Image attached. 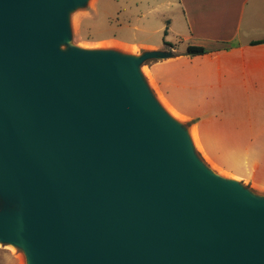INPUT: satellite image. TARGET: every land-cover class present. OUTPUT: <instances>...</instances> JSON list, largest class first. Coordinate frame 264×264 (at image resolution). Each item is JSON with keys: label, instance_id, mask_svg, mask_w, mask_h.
Wrapping results in <instances>:
<instances>
[{"label": "water", "instance_id": "water-1", "mask_svg": "<svg viewBox=\"0 0 264 264\" xmlns=\"http://www.w3.org/2000/svg\"><path fill=\"white\" fill-rule=\"evenodd\" d=\"M90 0H0V244L26 264H264V193L205 162L143 65L73 43Z\"/></svg>", "mask_w": 264, "mask_h": 264}, {"label": "crops", "instance_id": "crops-1", "mask_svg": "<svg viewBox=\"0 0 264 264\" xmlns=\"http://www.w3.org/2000/svg\"><path fill=\"white\" fill-rule=\"evenodd\" d=\"M177 5L183 27L167 22L178 43L131 44L172 49V57L148 65L152 86L175 109L195 112L201 151L211 166L264 187V42L251 43L264 38V0H177ZM189 44L212 51L188 56Z\"/></svg>", "mask_w": 264, "mask_h": 264}, {"label": "rangeland", "instance_id": "rangeland-1", "mask_svg": "<svg viewBox=\"0 0 264 264\" xmlns=\"http://www.w3.org/2000/svg\"><path fill=\"white\" fill-rule=\"evenodd\" d=\"M180 11L177 0H90L85 8H80L72 14V41L83 47H114L133 53H140L146 48H139L132 45V42L163 43L166 40L176 44L179 42V37L170 29L167 21H173L175 28H182ZM135 24L139 27L135 28ZM151 61L153 60L143 65V72L148 79L147 71L150 72L148 65ZM150 84L153 85L151 81ZM152 88L159 96L157 89L153 86ZM161 96L167 101L163 95ZM168 103L173 107V104ZM177 111L185 117L182 121L195 128L197 122L195 112ZM195 145L202 158L208 163L204 152L201 151L202 147L196 143ZM240 167L244 170L243 166ZM244 183L256 192L264 193V187ZM0 264H26L25 255L16 247L0 244Z\"/></svg>", "mask_w": 264, "mask_h": 264}, {"label": "bare ground", "instance_id": "bare-ground-1", "mask_svg": "<svg viewBox=\"0 0 264 264\" xmlns=\"http://www.w3.org/2000/svg\"><path fill=\"white\" fill-rule=\"evenodd\" d=\"M148 76H149V80L151 81V83H153V80H152V77H151V73L148 72ZM159 92V91H158ZM160 94V93H159ZM161 103L166 107V109L169 111V113L175 117L176 119L178 120H183L185 117L180 114L176 109H174L162 96L161 94L158 96ZM191 134H192V137L194 139V142L199 146V147H202L201 146V142L199 140V137H198V133H197V130H196V127L195 128H191ZM215 169H218L222 174L226 175V176H229V177H234L237 179V177L235 176H232L230 174H228L227 172L223 171V169L219 168L218 166H216L214 163L213 165Z\"/></svg>", "mask_w": 264, "mask_h": 264}, {"label": "trees", "instance_id": "trees-1", "mask_svg": "<svg viewBox=\"0 0 264 264\" xmlns=\"http://www.w3.org/2000/svg\"><path fill=\"white\" fill-rule=\"evenodd\" d=\"M263 42H264V38L251 41L252 44H258V43H263ZM164 44L166 46H173L174 45L173 43L168 42L166 40H164ZM211 51H212L211 49L206 48V47L201 46V45L189 44L186 48L185 54L188 56H196V55H202V54H205V53H208Z\"/></svg>", "mask_w": 264, "mask_h": 264}]
</instances>
